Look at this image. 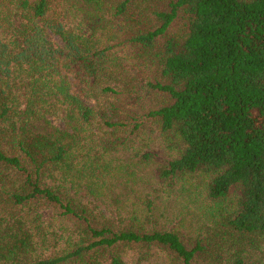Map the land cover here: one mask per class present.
Masks as SVG:
<instances>
[{
    "label": "trees",
    "instance_id": "trees-1",
    "mask_svg": "<svg viewBox=\"0 0 264 264\" xmlns=\"http://www.w3.org/2000/svg\"><path fill=\"white\" fill-rule=\"evenodd\" d=\"M0 264H264V0H0Z\"/></svg>",
    "mask_w": 264,
    "mask_h": 264
},
{
    "label": "rangeland",
    "instance_id": "rangeland-1",
    "mask_svg": "<svg viewBox=\"0 0 264 264\" xmlns=\"http://www.w3.org/2000/svg\"><path fill=\"white\" fill-rule=\"evenodd\" d=\"M66 25H75V21L73 20H69L68 22L65 23ZM153 149L159 153V157H165V150H164V145L162 143L161 140L157 139L153 141ZM157 188H159L157 186ZM160 192L156 194V196H158V202L160 203V209L161 212L165 214L162 215V217H165V219H170L174 222H176V220L180 219L182 216H184V214H182L181 216H173L171 215L172 212H174L175 209H184L186 212L190 211H195L194 207L191 206L190 204H187L186 201H188L187 199H180V193H174L170 190H164V189H160ZM182 200L183 203L179 202L178 200ZM186 202V203H184ZM176 206V207H175ZM196 208V207H195ZM160 212V213H161ZM178 214V213H176ZM175 214V215H176ZM191 216V215H188Z\"/></svg>",
    "mask_w": 264,
    "mask_h": 264
}]
</instances>
